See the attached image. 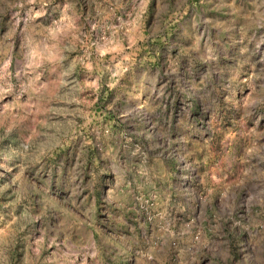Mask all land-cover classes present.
I'll use <instances>...</instances> for the list:
<instances>
[{"label": "rangeland", "instance_id": "rangeland-1", "mask_svg": "<svg viewBox=\"0 0 264 264\" xmlns=\"http://www.w3.org/2000/svg\"><path fill=\"white\" fill-rule=\"evenodd\" d=\"M0 264H264V0H0Z\"/></svg>", "mask_w": 264, "mask_h": 264}]
</instances>
